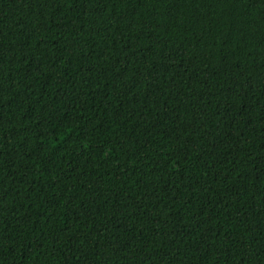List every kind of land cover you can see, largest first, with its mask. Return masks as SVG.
Masks as SVG:
<instances>
[{
    "label": "trees",
    "instance_id": "obj_1",
    "mask_svg": "<svg viewBox=\"0 0 264 264\" xmlns=\"http://www.w3.org/2000/svg\"><path fill=\"white\" fill-rule=\"evenodd\" d=\"M0 264H264V0H0Z\"/></svg>",
    "mask_w": 264,
    "mask_h": 264
}]
</instances>
